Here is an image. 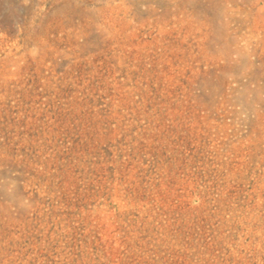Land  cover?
Instances as JSON below:
<instances>
[{"label":"rangeland","instance_id":"obj_1","mask_svg":"<svg viewBox=\"0 0 264 264\" xmlns=\"http://www.w3.org/2000/svg\"><path fill=\"white\" fill-rule=\"evenodd\" d=\"M0 264H264V0H0Z\"/></svg>","mask_w":264,"mask_h":264}]
</instances>
